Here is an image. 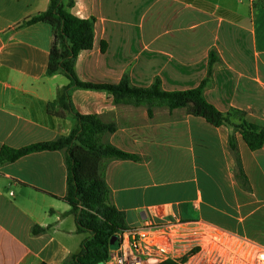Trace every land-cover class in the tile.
<instances>
[{"label": "crops", "instance_id": "1", "mask_svg": "<svg viewBox=\"0 0 264 264\" xmlns=\"http://www.w3.org/2000/svg\"><path fill=\"white\" fill-rule=\"evenodd\" d=\"M51 0H0V151L68 137L58 89L47 74L54 43L47 23L21 26ZM71 12L95 18V41L76 64L81 81L137 87L160 80L167 92L194 89L208 77L206 100L238 109L264 128V0H75ZM104 47V48H103ZM77 113L96 115L113 133L104 144L139 157L111 160V201L130 228L171 227L172 259L183 264H258L264 252V147L251 151L236 134L245 176L229 147L232 129L215 128L186 108L115 104L106 91L73 88ZM68 187L66 152L43 151L0 164V264H63L82 250ZM35 227L44 231L35 234Z\"/></svg>", "mask_w": 264, "mask_h": 264}, {"label": "trees", "instance_id": "2", "mask_svg": "<svg viewBox=\"0 0 264 264\" xmlns=\"http://www.w3.org/2000/svg\"><path fill=\"white\" fill-rule=\"evenodd\" d=\"M75 0H51L47 11L30 18L21 26L47 23L53 27L54 43L50 53L47 74L62 75L69 84L58 89L55 106L60 108L59 116L71 114L77 119V127L70 136L55 141L41 142L22 149L3 147L0 164L15 162L26 155L43 151L66 152L68 166V187L64 200L71 206L69 214L76 218L77 231L89 233L82 250L63 264H101L110 257L112 240L129 227L126 214L111 201V191L105 178V166L111 160H139L138 156L125 153L110 144H104L102 137L115 132L114 125L104 124L96 115H81L75 111L71 101L73 88L106 91L113 96L115 104L147 107L152 116L156 108H186L191 116L203 118L215 128L227 126L232 129L229 147L237 154L239 176H245L238 154L236 134H240L251 151L264 147V128L246 120V113L231 109L222 113L204 97L214 63L210 55L208 77L199 87L167 92L160 80L150 87H137L125 74L118 84H96L79 79L76 64L83 51H91L95 41V18L80 19L72 12ZM104 48V47H103ZM236 120V121H234ZM44 231L35 227L33 232ZM187 257L168 259L159 264H183Z\"/></svg>", "mask_w": 264, "mask_h": 264}, {"label": "built area", "instance_id": "3", "mask_svg": "<svg viewBox=\"0 0 264 264\" xmlns=\"http://www.w3.org/2000/svg\"><path fill=\"white\" fill-rule=\"evenodd\" d=\"M174 223L144 224L117 237L110 257L103 264H159L172 259L171 227ZM264 264V252L257 257Z\"/></svg>", "mask_w": 264, "mask_h": 264}, {"label": "water", "instance_id": "4", "mask_svg": "<svg viewBox=\"0 0 264 264\" xmlns=\"http://www.w3.org/2000/svg\"><path fill=\"white\" fill-rule=\"evenodd\" d=\"M0 45H1V43H0ZM116 240H117V237H115V238L112 240V245L116 242ZM101 264H103V263H101Z\"/></svg>", "mask_w": 264, "mask_h": 264}, {"label": "rangeland", "instance_id": "5", "mask_svg": "<svg viewBox=\"0 0 264 264\" xmlns=\"http://www.w3.org/2000/svg\"><path fill=\"white\" fill-rule=\"evenodd\" d=\"M234 121H236V120H234ZM238 165V164H237Z\"/></svg>", "mask_w": 264, "mask_h": 264}]
</instances>
